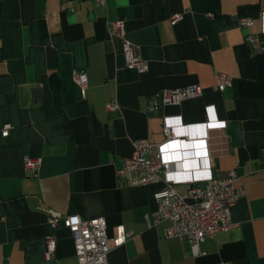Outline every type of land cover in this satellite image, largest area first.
I'll return each instance as SVG.
<instances>
[{
  "label": "crops",
  "instance_id": "1",
  "mask_svg": "<svg viewBox=\"0 0 264 264\" xmlns=\"http://www.w3.org/2000/svg\"><path fill=\"white\" fill-rule=\"evenodd\" d=\"M181 12L172 24L169 16ZM253 19L240 27L237 19ZM147 62L125 65L109 20ZM248 32L260 33L253 53ZM88 75L86 94L72 70ZM232 76L216 90L215 73ZM199 84L202 93L177 105L145 110L161 87ZM115 102L118 110L106 108ZM167 120L185 141L170 147L175 188L234 169L243 194L231 207L235 225L193 251L153 223V193L165 180L131 185L116 175L132 141L165 139ZM0 264H79L71 231L51 227L47 208L83 218L103 216L108 264H264V0H0ZM40 157L37 176L24 157ZM131 235L113 244L117 227ZM54 237L52 263L45 241Z\"/></svg>",
  "mask_w": 264,
  "mask_h": 264
},
{
  "label": "built area",
  "instance_id": "2",
  "mask_svg": "<svg viewBox=\"0 0 264 264\" xmlns=\"http://www.w3.org/2000/svg\"><path fill=\"white\" fill-rule=\"evenodd\" d=\"M98 6H105V0H95ZM181 12L169 16V21L174 24L182 18ZM240 27H250L253 19L240 16L237 19ZM108 33L112 37H119L122 41V51L125 65L135 68L139 72L147 69V62L140 54L139 46L126 37L124 20L120 18L109 20ZM246 41L253 53L262 49L260 33L248 32ZM72 79L79 86L82 96L88 87V75L84 70L73 69ZM232 76L225 72L215 73V89L222 91L232 84ZM202 93L199 84H189L181 87H161L148 96L145 110L155 111L166 105H177L184 99L198 96ZM108 110H118L115 102L106 103ZM11 125L5 123L0 128L2 136H7ZM165 139L161 143H151L146 138H137L132 141L131 154L123 158L122 165L116 169V175L126 178L131 185H145L165 180L164 186L153 193L157 208L154 212L153 223L167 220L165 228L166 237H177L188 241L193 251L207 237H212L219 230H226L235 225L231 217V207L243 194V189L236 186V172L231 169L222 177H207L194 181L185 193H180L175 188V179L167 177L170 170L168 159L169 148L173 147L180 138L173 126L167 121L163 122ZM23 165L31 171L32 176H37L41 165L40 157L26 156ZM47 222L51 227L59 223L65 225L72 233L75 255L79 264H108V254L111 250L110 239L107 236L106 221L103 216L83 218L78 214L64 215L53 208H47ZM131 235L123 226L117 227L116 235L112 241L115 246L121 245ZM54 237L46 238L44 257L47 261L54 262ZM56 264V263H53ZM228 264V263H224Z\"/></svg>",
  "mask_w": 264,
  "mask_h": 264
}]
</instances>
